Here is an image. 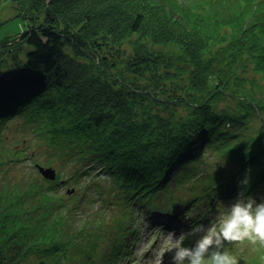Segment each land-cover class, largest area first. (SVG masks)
I'll list each match as a JSON object with an SVG mask.
<instances>
[{"label": "trees", "instance_id": "trees-1", "mask_svg": "<svg viewBox=\"0 0 264 264\" xmlns=\"http://www.w3.org/2000/svg\"><path fill=\"white\" fill-rule=\"evenodd\" d=\"M14 1L34 2V8L41 9L36 3L38 0ZM49 1L51 3L46 4L42 18L36 16L30 21L26 20V29L19 37L20 42L32 48L25 56V71L19 74L16 64L8 70L2 65L0 67V126L5 124L2 115L5 110L9 112L6 114L14 116L13 119L31 113L49 117L55 113L60 115L63 110L61 115L65 119L71 113L64 110V104L72 106L84 98L88 99L85 104L88 110L97 108L100 112L98 116L94 112H82L80 118L74 115L76 121L72 125L77 128L68 130L72 144L63 145L66 155L79 163L74 175L71 171L68 176L59 173V181L54 184L41 179L40 184L33 181L17 183L19 187L13 193L6 189L0 192L10 197L6 200L0 195V264H81L69 251L73 246L79 257L94 256L93 249L79 247L77 235L85 230L84 226L77 228L62 215L67 194L61 197L55 193V189L66 186L70 181L79 188L82 180H76L78 176L95 173L113 179L112 182L117 181L121 187L120 195L133 194L119 198L123 204L138 199L140 191L158 190L157 186L161 183L154 187L151 185L155 183L154 177L164 168L163 161L168 162V147L176 134L184 144L188 143L189 136L181 128H171L170 134L168 126H151L152 121L137 113L139 111L151 114L158 109V117L164 118L172 110L182 108L181 104L188 107L196 99L201 100V105L190 112L193 131L201 127L208 129L209 141H213L210 146L217 141L219 145L223 144L230 166H235L238 174L248 172L247 194L254 193L256 186L264 191V131H255L249 137L247 147L237 144L229 146L225 116L216 114L212 108L215 96L230 88L227 92L242 88L244 93L241 92L238 98L241 102L239 109L246 111V116L255 111H260L264 116V98L259 96L264 94V75L254 82L249 75L251 70L243 73L236 68L237 71H234L235 63L239 60L242 66L238 67L244 64L253 68L261 54L264 62V35L257 33L262 44L252 45L249 39L255 32L242 34V25L247 20L251 22V17L259 10L263 0H206L202 3L194 0L193 6L198 7L196 12L184 5L171 9L170 13H179L177 16L181 20L184 16L189 21L185 36H172L179 37L175 38L178 43L174 45L167 41L169 35L158 37L161 34L141 30L142 18L138 13L128 11L130 19L127 29L132 36L127 42L128 35L120 34L125 42H117L108 27L102 24L105 21L98 19L97 15L104 20L108 16L111 27L114 18L123 17L119 12L126 11L123 7L114 10L116 4L119 1L123 6L126 0H113L105 8L92 11L90 7L73 16L65 12H52V9L61 3L65 8L70 3L92 6L100 0ZM134 1L142 7L148 4V8H163L170 3V0ZM216 33L226 36L211 41L209 37H214ZM227 36L236 41V46L241 40L244 45L239 52L241 57L234 55ZM205 40L214 48L224 45L225 52L222 55L212 52L210 56L214 57L205 59L201 55L211 50ZM194 41L196 48H189ZM165 44H171L173 48L165 50ZM67 48L72 50V64L66 60ZM228 56L231 60L227 59ZM65 67L76 68L69 71ZM224 67L228 70L223 75ZM256 68L264 70V64ZM114 71L119 76L118 80L113 77ZM157 83H162V86ZM95 93L97 96L92 98ZM197 94L202 99L196 98ZM26 99L29 101L23 102ZM49 109L52 112L48 115ZM194 111H198V116L194 115ZM240 119L241 115L235 113L234 119L227 123H239ZM50 120L54 124V118ZM230 136L236 137L234 134ZM80 138H83L84 147L81 154L76 155L73 149L77 143L72 139L79 141ZM206 142L205 138L202 145ZM243 159L248 161L238 168L235 164ZM230 181L235 185L234 177ZM78 188H73V193ZM209 188L208 184L206 189ZM256 245L254 256L248 262L238 264H264V247ZM95 264L110 262L99 259Z\"/></svg>", "mask_w": 264, "mask_h": 264}, {"label": "rangeland", "instance_id": "rangeland-1", "mask_svg": "<svg viewBox=\"0 0 264 264\" xmlns=\"http://www.w3.org/2000/svg\"><path fill=\"white\" fill-rule=\"evenodd\" d=\"M43 1L44 2H42V0L36 1V3H38L41 7V9H39L38 7L34 8V2L28 4L22 1L0 0V67L2 65L6 70H8L12 69L10 68V66L16 64L15 68H19V74L25 71V56L30 50H32V48L20 42L19 37L21 36V33L26 29L27 19L30 21L31 18H35L36 16L42 18L43 10L46 9V4L51 3L49 0ZM112 1L113 0H100L96 3V5L92 6L70 3L66 8L64 7L63 3H61L58 6L55 5V7L52 9V12H65L68 15L73 16L78 11L84 12V9H88L90 7L91 9H93L92 11H95L98 8H105L106 4L108 3L110 5ZM196 1L202 3L206 0ZM126 2L127 3L123 6H121L122 2L119 1L116 4V8L114 10H119L123 7L126 11L122 10L119 12L123 15V17L117 16V18H114V22H112L111 27H109L108 25L110 23V18L108 16H106L107 18L104 20V18H100L97 15L98 19H100L101 21H105L102 24H105L108 27V29L112 32L115 40L119 43L120 41L125 42V40L122 38L123 35L120 34L128 35L127 42L130 41V36H132L130 35V30L128 31L127 29V23L130 19L128 12L138 13L142 18L141 30L143 29L147 31V33L150 32L151 34L153 32L161 34V36L158 37L169 35L170 38L167 41L174 45L178 43L175 38L179 37L172 36H175L176 34H182L183 36H185V31L188 30L186 26L189 25V21L186 20L184 16L181 20L179 16H177V14L179 13H170L171 9L180 5H184L188 6L190 11L196 12L198 10V7H194L192 4L194 0H170V3L163 8H148V4H146V7H142L140 3H136V1L134 0H126ZM179 20L184 22V24ZM252 23H254L253 25L256 27L258 25H260L261 27V24L264 23V0L263 3L260 4L259 13L255 16L254 20L245 24V26L244 24L242 25V34L246 33V29L251 26ZM218 34L220 37L226 36V34L223 33ZM242 34L239 35L242 36ZM216 35L217 33L214 35V37H209V39L211 41L219 39V36ZM227 39L229 41V45L233 46L232 50L235 52L234 55L241 57L239 52L244 49V45L242 44L241 40L239 39V43L236 46V41H233L230 36H227ZM249 41L250 43H252V45L258 44L254 40L249 39ZM205 42L207 41L205 40ZM195 43L196 41L191 42L188 47L196 48ZM207 43L209 44V48L211 50H208L203 55H201L205 59L213 58L214 56H210V53L212 52L222 55V53H224L226 50L224 45L223 47L221 45L219 48H214L209 42ZM171 44H165L163 48L165 50H171L173 48ZM71 52L72 50L67 48L65 54L66 60L72 64L73 55L71 54ZM227 59L231 60L229 56L227 57ZM257 61L263 62L261 54L258 55ZM240 62L241 60L235 63L234 71H237L236 68H239L241 72L245 70H251V73L247 74L252 77V81L254 82H257L263 77L264 70L256 68L261 64L257 63L253 68L238 67L242 66L239 64ZM65 68L69 71H72L76 67H74L73 69H70L68 67ZM227 70L228 69L226 67L223 68V75ZM232 76L236 79V76L234 74ZM113 77L115 80H118L117 77L119 76L115 71ZM258 83L259 85L262 84L261 81H259ZM161 86L162 83L160 84V87ZM240 89L237 91L232 90V92H227L229 91L227 90L221 93L220 96H215L212 100V102H214L212 108L214 109V111H216V114H224L225 125L230 119H234L235 113L241 115L239 123H230L232 125V129L226 135L229 137L228 144H231L232 139V143L238 141V143H236L237 145L246 146L249 144V139H247L248 136L253 135L255 131H264V116L260 111H255L254 114L246 116V111L239 109L241 102L240 100H238V98L240 97L241 92L244 93V90L242 88ZM262 92L264 93V87L262 88ZM259 96L264 98V94H260ZM196 98L202 99L199 97V94L196 95ZM29 99H26L23 102H27L29 101ZM87 102L88 99L84 98V100H77L72 106H69V104H64V110H68L69 113H71V115L69 117H65V119H63L62 117L63 110L60 111V115H58V113H55L48 117L47 115L40 116L38 113H31L28 115L19 116L15 119H13L14 116L6 114L9 113L8 110L2 112L4 113L2 115L5 118V124L2 127L0 126V192L6 189L7 191L13 193L19 187L17 183H25L29 181H33L38 184L42 183L41 177L37 176L38 172L36 164L45 168H55L57 172H59L63 176H68L70 174V171L73 175L76 173L77 168H79V163L73 157L68 159L65 155V150H63L61 146L64 143L69 145L72 144V142H70L68 138V130L77 127H69L68 122H71L72 124L73 121H76L74 115L80 118L82 112L90 114L85 107V104ZM201 103V100L196 99L191 103L192 106L183 107L184 105L181 104L180 106H182V108H179V110L176 109L175 111L172 110L167 116H163L164 118L158 117V109L153 110L151 114L147 113L146 111H139L137 113H140L147 119H150L154 125L162 124L164 126L170 127V134L171 128L175 130H179L181 128L184 129L185 132H187L188 136H190V134L194 132L191 125L192 118L190 117V112H192L194 108H198ZM49 111L50 113H48V115L51 114L52 110L49 109ZM99 112L100 110H97V108L94 109L95 115H97ZM11 113L13 114L15 112ZM195 114L196 116H198V111H194V115ZM244 116L246 117L244 118ZM51 118H54V123L58 128L60 127L63 129L62 140H58L51 133L48 134V132L52 130V128H50L49 126ZM261 118L263 120H261ZM237 130H241L242 135H240V137H237L236 139L231 138L230 134L235 135V131ZM51 139L54 140L58 146L53 145L51 143ZM80 139L73 149L76 155H80L81 150L84 147V142H81ZM178 141L180 140L178 135L176 134V137L173 140V144L177 143ZM246 142L248 143L246 144ZM200 143L202 144V140H200ZM208 150H205L204 152L206 162L209 164L212 163L215 169H217L220 163L216 160V152L213 150ZM67 164L70 165V167H68ZM162 166L167 167L170 166V164H168L166 161H163ZM230 171L231 169H228L224 173V175H226ZM237 175L238 187L236 189L238 192L241 190L240 181L243 177L246 176V174ZM76 180H82L79 188L70 181L69 184L67 183L66 186H63L61 189H58L56 191L57 196L63 197L65 193V187L78 188L72 197L67 196V199L63 201L64 204L67 205V207L62 212V215L67 220V217L72 209L76 212V216L72 217L71 222L76 227H81L84 225L85 228V230H81L77 235V238L79 240V247L80 249H93L95 251L94 258L96 259V261H98L103 256V247L105 243L110 240L113 234L110 240V244L112 246V260H110V263L120 264L121 257L120 255H115L116 253H114L113 250H115V245L118 244V242L124 241L125 243H129V239L133 238V235H130L129 231H132V229H134L133 227L136 225L135 220L138 218L139 213H136L137 210H133L130 204L125 205L122 203H116V194L121 192L119 190L121 187H119L116 182L114 183L112 182V180H102L98 175H89L87 177L78 176ZM200 183H197L194 186H192L191 184H187L186 187H190L193 191H200ZM168 188L169 193L163 194L159 191L155 192L154 196L161 202V206L164 210H174V208L178 206V202L182 200V198L179 196L182 191V186L169 181ZM100 190L107 191V194L103 195V193H100ZM260 191L261 190L259 188H256L254 190V193L250 194L254 199H256L257 202H260V200L264 198V192L260 193ZM85 194L88 195V200H83ZM0 195L5 197L6 200L10 198L4 193H0ZM235 197L236 195H234V198L232 199L224 198L223 200H221V202L218 203V206H215L212 209V217H214V219L216 220L219 219L225 213L228 205L234 201ZM202 206L203 205H199L198 208H202ZM135 208H137V203L135 204ZM141 218V223H143V217ZM115 223L118 226L113 229V225ZM141 223H137V225L140 226ZM124 225L125 228H122V226ZM124 235H126L127 237L123 240L122 236ZM139 236L143 237L142 233ZM197 238V236L189 237V242H187V244H184V246L191 247ZM165 241L166 238L162 237L161 242L164 243ZM143 243V241H138L136 243V247H134L136 250L131 249V251L137 253L140 248L146 249L148 246L143 245ZM153 243H151V245H153ZM243 244H246L248 248L244 251H238L237 246H241ZM243 244H226L223 250H226L230 254H232L237 259V262L246 263L254 256L255 248L257 245L252 244L248 241L243 242ZM154 250L155 251L153 255L155 256V261L160 255H162L163 248L159 247L158 242H156V244L154 245ZM74 254H76V252ZM166 255L167 258L172 257L171 252H167ZM85 261L90 262V258H87L85 256ZM158 263H160V260Z\"/></svg>", "mask_w": 264, "mask_h": 264}, {"label": "clouds", "instance_id": "clouds-1", "mask_svg": "<svg viewBox=\"0 0 264 264\" xmlns=\"http://www.w3.org/2000/svg\"><path fill=\"white\" fill-rule=\"evenodd\" d=\"M247 175L240 182L237 192L225 213L208 226L197 224L188 232H167V252L172 253L170 264H238L225 245H241L248 241L264 246V198L257 202L246 195L244 185ZM189 236H197L191 247H185Z\"/></svg>", "mask_w": 264, "mask_h": 264}, {"label": "bare ground", "instance_id": "bare-ground-1", "mask_svg": "<svg viewBox=\"0 0 264 264\" xmlns=\"http://www.w3.org/2000/svg\"><path fill=\"white\" fill-rule=\"evenodd\" d=\"M256 107V106H255ZM98 110V109H97ZM69 125V124H68ZM151 126H154V124L153 125H151ZM150 126V127H151ZM145 129V128H144ZM81 140L83 141V138H81ZM72 141L73 142H78L77 140H75V139H72ZM168 150H169V153H171L173 156H180V157H183L184 158V160H185V157L182 155V153H181V151L180 150H176V148H175V146H174V144L172 143L169 147H168ZM197 152V153H196ZM191 153H195V154H198V153H200V152H198V151H194V150H191ZM228 155H226V157H227ZM198 160V155L197 156H195V158H194V160L193 161H197ZM235 162H236V160H234ZM180 162H178V161H176V162H174V164L172 163L170 166H167V167H164L163 169H161V171H160V174L159 175H157V176H155L154 178H155V183L154 184H152L151 185V187H154L156 184H158V183H161V184H163L164 182H166V180H168V178L172 175V174H174V172L176 173V171L178 170V164H179ZM184 168L185 169H191V166H188V165H184ZM200 172H202L203 173V171H201L200 170ZM209 185L211 186V187H215L216 185L215 184H212V183H209ZM258 189L259 187L258 186H256L255 188H254V190L255 189ZM210 189V191H212L213 189L212 188H209ZM100 193H103V195H106L107 194V191H103V190H100ZM130 196H133V194H126V193H123V194H121L119 197L120 198H123V197H130ZM106 197H108V196H106ZM146 200H147V197H146V195L145 196H139L138 197V201L139 202H146ZM161 208H162V206H160ZM155 208H156V205H155ZM154 208V209H155ZM153 209V210H154ZM189 211V209H187V208H185L184 207V209H181L180 208V210H178V209H176V211H174V212H176V213H178V212H181V214L182 213H185V212H188ZM193 218V217H192ZM138 238H139V241H143V237L142 236H139L138 235ZM135 256H136V254H134V253H132V254H129L128 255V258H127V261H129V260H132V259H134L135 258Z\"/></svg>", "mask_w": 264, "mask_h": 264}, {"label": "water", "instance_id": "water-1", "mask_svg": "<svg viewBox=\"0 0 264 264\" xmlns=\"http://www.w3.org/2000/svg\"><path fill=\"white\" fill-rule=\"evenodd\" d=\"M42 171V170H41ZM42 173L47 176V178L49 177H53V173L52 172H48V171H42Z\"/></svg>", "mask_w": 264, "mask_h": 264}]
</instances>
